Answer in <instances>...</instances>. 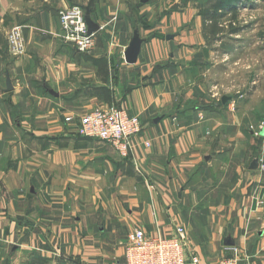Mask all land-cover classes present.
<instances>
[{"label":"crops","instance_id":"1","mask_svg":"<svg viewBox=\"0 0 264 264\" xmlns=\"http://www.w3.org/2000/svg\"><path fill=\"white\" fill-rule=\"evenodd\" d=\"M199 3L215 4L0 0V264H125L130 231L176 225L200 264L233 247L264 264V126L252 125H264V81L220 95ZM76 4L100 25L87 53L61 36L59 11ZM113 105L142 123L129 158L78 133L81 115Z\"/></svg>","mask_w":264,"mask_h":264},{"label":"built area","instance_id":"2","mask_svg":"<svg viewBox=\"0 0 264 264\" xmlns=\"http://www.w3.org/2000/svg\"><path fill=\"white\" fill-rule=\"evenodd\" d=\"M62 38L71 43L78 51L87 53L96 45V33H90L85 18V8L71 5L59 11ZM10 52L21 56L26 52V43L22 25L14 26L8 33ZM67 121L72 120L68 117ZM264 125H261V128ZM81 136L97 138L110 143L124 158L132 155L133 138L142 131L138 116L118 106L94 109L79 117L77 127ZM147 146L150 143L147 141ZM264 173V161L260 163ZM233 255L220 264H250L241 259L238 248H232ZM125 264H200V258L193 255L188 243V233L184 225H176L171 233L157 231L150 233L143 228L129 232L125 246Z\"/></svg>","mask_w":264,"mask_h":264},{"label":"rangeland","instance_id":"3","mask_svg":"<svg viewBox=\"0 0 264 264\" xmlns=\"http://www.w3.org/2000/svg\"><path fill=\"white\" fill-rule=\"evenodd\" d=\"M213 1L217 3L219 0ZM200 5L199 3V12L205 20L211 21H208L209 36L205 40H208L209 45H218L214 49L212 62L220 64L211 69L209 81H227V85L221 87L220 95L223 90L234 93L238 89L229 87L228 82H245L246 86L239 89L248 91L249 81H264V0H238L218 11L220 16L215 19L211 17V6L202 8ZM260 90V94H263L262 87ZM252 125L256 134H260L261 121ZM240 256L253 264L249 257H243L241 253ZM225 258L227 257H223L219 264Z\"/></svg>","mask_w":264,"mask_h":264},{"label":"water","instance_id":"4","mask_svg":"<svg viewBox=\"0 0 264 264\" xmlns=\"http://www.w3.org/2000/svg\"><path fill=\"white\" fill-rule=\"evenodd\" d=\"M141 1L146 2L147 0H141ZM85 18L90 33L97 32L100 29V25L93 21L90 9H86ZM139 44H140V39L138 36H135L132 43L129 45V47L125 52V59L127 63H134L137 60Z\"/></svg>","mask_w":264,"mask_h":264},{"label":"trees","instance_id":"5","mask_svg":"<svg viewBox=\"0 0 264 264\" xmlns=\"http://www.w3.org/2000/svg\"><path fill=\"white\" fill-rule=\"evenodd\" d=\"M238 0H219L217 3L213 4L211 7L213 9V15L211 16L212 19H215L218 15L220 16L219 12L226 6H230V4H235ZM129 158V157H128Z\"/></svg>","mask_w":264,"mask_h":264}]
</instances>
